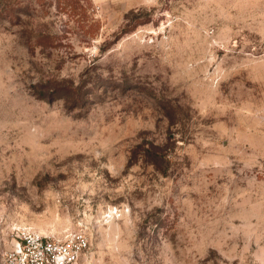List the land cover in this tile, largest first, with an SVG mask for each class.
I'll return each mask as SVG.
<instances>
[{
  "label": "rangeland",
  "instance_id": "374dc122",
  "mask_svg": "<svg viewBox=\"0 0 264 264\" xmlns=\"http://www.w3.org/2000/svg\"><path fill=\"white\" fill-rule=\"evenodd\" d=\"M264 264V0H0V253Z\"/></svg>",
  "mask_w": 264,
  "mask_h": 264
},
{
  "label": "built area",
  "instance_id": "2783aa9c",
  "mask_svg": "<svg viewBox=\"0 0 264 264\" xmlns=\"http://www.w3.org/2000/svg\"><path fill=\"white\" fill-rule=\"evenodd\" d=\"M14 238L13 245L0 253V264H83L89 248L83 231L56 237L25 228Z\"/></svg>",
  "mask_w": 264,
  "mask_h": 264
}]
</instances>
